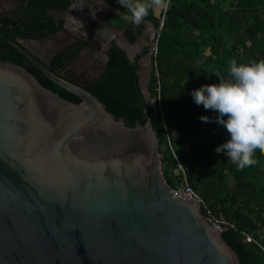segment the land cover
I'll return each instance as SVG.
<instances>
[{"label": "water", "instance_id": "obj_1", "mask_svg": "<svg viewBox=\"0 0 264 264\" xmlns=\"http://www.w3.org/2000/svg\"><path fill=\"white\" fill-rule=\"evenodd\" d=\"M91 3L112 8L74 0L69 12L87 19ZM155 35L152 25L144 45ZM9 43L80 103L0 61V264H240L201 206L165 182L149 118L128 127L88 91L97 76L74 83Z\"/></svg>", "mask_w": 264, "mask_h": 264}, {"label": "trees", "instance_id": "obj_2", "mask_svg": "<svg viewBox=\"0 0 264 264\" xmlns=\"http://www.w3.org/2000/svg\"><path fill=\"white\" fill-rule=\"evenodd\" d=\"M104 1L124 16L126 10L118 0ZM115 21L125 29L124 35H139L138 26L134 31L121 19L115 17ZM144 21L150 22L158 35L148 90L150 99L159 97V103H144L138 90V67L132 66L118 47L109 50L104 73L88 91L130 128L142 126L149 118L160 154L167 137L170 143L176 132L187 137L190 148L176 157L185 168L190 186L216 217L232 225L221 235L240 264H264V154L253 157L254 168L238 172L223 152L215 151L227 139L223 125L215 120L217 111L196 104L190 95L192 89L218 83L219 77L226 76L232 58L245 63L264 62V0H161L160 7L150 10ZM22 59L15 49L0 43V61L23 67L44 88L66 101L80 103L73 94L24 66ZM201 114L210 119H199ZM160 162L165 182L175 187L177 181L170 172L173 156L168 151ZM227 175L234 180L230 191L225 185ZM243 233L252 235L254 242H246Z\"/></svg>", "mask_w": 264, "mask_h": 264}, {"label": "flooded vegetation", "instance_id": "obj_3", "mask_svg": "<svg viewBox=\"0 0 264 264\" xmlns=\"http://www.w3.org/2000/svg\"><path fill=\"white\" fill-rule=\"evenodd\" d=\"M70 1L74 0H0V43L15 49L28 68L35 69L9 41L18 44L53 74L59 77L65 74L75 80L74 83H88L104 73L108 52L116 47L111 39L116 37L130 46L125 54L132 66L138 67V90L147 103L141 78L143 67L152 60L142 35L149 27L128 21L126 27L136 31L138 26L140 33L133 37L124 35L125 29L114 24L116 10L95 3H91L94 10L83 11L87 19L78 20L69 12ZM109 18H112L111 23ZM104 27L110 32L109 36L105 34ZM149 79L146 81L147 90Z\"/></svg>", "mask_w": 264, "mask_h": 264}, {"label": "clouds", "instance_id": "obj_4", "mask_svg": "<svg viewBox=\"0 0 264 264\" xmlns=\"http://www.w3.org/2000/svg\"><path fill=\"white\" fill-rule=\"evenodd\" d=\"M124 18L139 25L161 0H118ZM152 60V59H151ZM219 77V76H218ZM196 104L217 111L215 120L223 125L227 139L215 147L237 167L238 172L256 166L253 158L264 154V62L229 61L227 75L218 83H206L191 90ZM199 119L208 121L201 114Z\"/></svg>", "mask_w": 264, "mask_h": 264}, {"label": "built area", "instance_id": "obj_5", "mask_svg": "<svg viewBox=\"0 0 264 264\" xmlns=\"http://www.w3.org/2000/svg\"><path fill=\"white\" fill-rule=\"evenodd\" d=\"M162 26V21L160 23L159 28ZM157 42H158V35H155V39L153 43L149 46V55L151 56V59L156 56L157 53ZM153 60V59H152ZM155 66V63L152 65V69ZM159 90V88L157 89ZM154 103H159V97L153 98ZM173 156V165L170 169V172L172 176L176 179L177 185L175 187H172L175 191L176 195L180 198H187L189 203H194L196 205H200L201 208L204 211V214L206 216V219L214 229H216L219 233L224 232L229 227H232L229 223L226 221H223V219L216 217L211 209L208 207V205L202 200V198L192 189L190 186L185 168L182 166V164L179 162L177 157L175 156L174 152L172 153ZM244 234V233H243ZM245 241L248 243L254 242L253 237L250 234H244Z\"/></svg>", "mask_w": 264, "mask_h": 264}, {"label": "rangeland", "instance_id": "obj_6", "mask_svg": "<svg viewBox=\"0 0 264 264\" xmlns=\"http://www.w3.org/2000/svg\"><path fill=\"white\" fill-rule=\"evenodd\" d=\"M228 4H230V3H228ZM122 21L125 24H127V22H128V20H126L125 18H123ZM151 71H152V63L150 62L147 64V66L143 67L141 85H142V88L144 89V92H145L147 98H148L147 99L148 102H150V104L153 106L155 103H154L153 99H150V95H149V92L147 90V84H146V81L148 80V78L151 75ZM171 137L173 138V143H170V140L167 137L166 145L161 146V157L165 156L168 151H169V153H171V155L174 152L175 156H177V154H180L182 152H186L190 148V143H189L187 137L179 134L178 132L172 134ZM225 185H226V190H228V191H230L233 188L234 180L231 177V175L226 176ZM226 207L228 210H231L230 208H228V206H226ZM258 234H259L258 237L260 240V232ZM261 238H263V240H264L263 235H261ZM262 247H264V245H262Z\"/></svg>", "mask_w": 264, "mask_h": 264}, {"label": "crops", "instance_id": "obj_7", "mask_svg": "<svg viewBox=\"0 0 264 264\" xmlns=\"http://www.w3.org/2000/svg\"><path fill=\"white\" fill-rule=\"evenodd\" d=\"M160 5H161V3H160ZM160 5H159L158 7H156V8H159ZM115 14H116L115 17H117L118 19L123 20L124 16L120 15L119 12L116 11ZM121 16H122V17H121ZM141 25H142V26L146 25L147 27L152 26V24H151L150 22H147V21H144V20H143L138 26L141 27Z\"/></svg>", "mask_w": 264, "mask_h": 264}]
</instances>
